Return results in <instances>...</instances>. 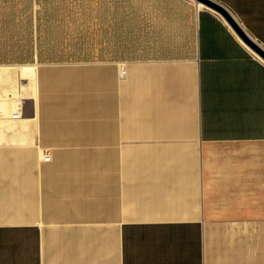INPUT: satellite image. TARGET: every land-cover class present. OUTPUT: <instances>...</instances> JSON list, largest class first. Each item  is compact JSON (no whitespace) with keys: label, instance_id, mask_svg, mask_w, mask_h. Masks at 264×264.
Wrapping results in <instances>:
<instances>
[{"label":"crops","instance_id":"obj_1","mask_svg":"<svg viewBox=\"0 0 264 264\" xmlns=\"http://www.w3.org/2000/svg\"><path fill=\"white\" fill-rule=\"evenodd\" d=\"M209 1L241 32L200 0H0V264H264V0Z\"/></svg>","mask_w":264,"mask_h":264},{"label":"water","instance_id":"obj_2","mask_svg":"<svg viewBox=\"0 0 264 264\" xmlns=\"http://www.w3.org/2000/svg\"><path fill=\"white\" fill-rule=\"evenodd\" d=\"M200 1H203V2H205V3H207V4H209L210 6H212V7H214V8H216V9H218L219 11H221L231 22H232V24H233V26L239 31V32H241L240 31V29H239V27H238V25L235 23V21L232 19V17L230 16V14L226 11V9H224L221 5H218L217 3H215V2H213V1H209V0H200Z\"/></svg>","mask_w":264,"mask_h":264},{"label":"built area","instance_id":"obj_3","mask_svg":"<svg viewBox=\"0 0 264 264\" xmlns=\"http://www.w3.org/2000/svg\"><path fill=\"white\" fill-rule=\"evenodd\" d=\"M125 73V71H123V74ZM44 160L45 161H50L51 160V156L50 155H45L44 156Z\"/></svg>","mask_w":264,"mask_h":264},{"label":"bare ground","instance_id":"obj_4","mask_svg":"<svg viewBox=\"0 0 264 264\" xmlns=\"http://www.w3.org/2000/svg\"><path fill=\"white\" fill-rule=\"evenodd\" d=\"M85 73V72H84Z\"/></svg>","mask_w":264,"mask_h":264}]
</instances>
